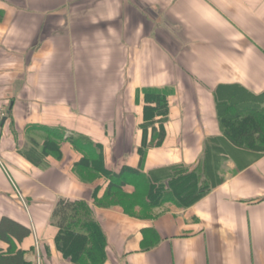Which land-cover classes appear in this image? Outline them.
Returning <instances> with one entry per match:
<instances>
[{
	"label": "crops",
	"instance_id": "0c3cea01",
	"mask_svg": "<svg viewBox=\"0 0 264 264\" xmlns=\"http://www.w3.org/2000/svg\"><path fill=\"white\" fill-rule=\"evenodd\" d=\"M230 86L264 95V0H0V222L31 231L16 242L26 261L72 264L54 219L69 200L92 208L105 264H264V155L252 151L245 166L223 159L224 183L191 207L133 214L98 206L109 180L76 170L79 137L100 145L116 174L200 170L207 147L226 139L218 89ZM147 91L165 95L169 110L161 143L142 157ZM259 112L256 139L264 101ZM42 128L63 136L60 158L44 154Z\"/></svg>",
	"mask_w": 264,
	"mask_h": 264
},
{
	"label": "trees",
	"instance_id": "16d2710c",
	"mask_svg": "<svg viewBox=\"0 0 264 264\" xmlns=\"http://www.w3.org/2000/svg\"><path fill=\"white\" fill-rule=\"evenodd\" d=\"M218 97V111L226 139H219V144L214 150L207 147L202 168L196 172L190 173L184 167H172L153 171L149 175L131 170L116 174L106 169L100 145L83 137L72 139L74 148L84 154V159L76 167L78 174L84 177L83 173L87 172L94 181L105 177L110 182L102 199H98L100 188L97 189L94 194L95 203L100 207L120 206L127 214H133L136 207L151 211L168 203L188 208L224 183L220 175L223 159L230 157L240 166H245L248 154L252 151L259 153V158L262 157L264 140L260 141L259 137L256 139V134L263 132L259 110L264 95L255 97L241 88L230 86L220 87ZM145 101V124L142 127L144 144L140 150L142 157L148 149L155 146L157 138L158 143H161L169 110L167 98L161 93L147 91ZM231 108L236 111V115L228 114ZM247 112L253 114L254 121L253 118L242 117ZM156 117L161 118L156 120ZM157 124L163 132L158 136L154 133L152 141L148 143L149 129L152 128L156 132ZM42 129L48 136L44 144V154L53 153L60 158L58 141H62L63 136L55 130ZM31 156L27 155L28 158ZM163 180L168 181V184L162 183ZM127 186L134 188L133 194L125 191ZM54 219L60 229L56 239L57 248L65 259L72 264L107 262V237L102 227L93 219L89 204L61 200L56 207ZM30 235L28 228L4 218L0 222V242L8 244L10 248L7 251L0 248V264H30L25 259V253L16 247V242L20 243Z\"/></svg>",
	"mask_w": 264,
	"mask_h": 264
},
{
	"label": "rangeland",
	"instance_id": "374dc122",
	"mask_svg": "<svg viewBox=\"0 0 264 264\" xmlns=\"http://www.w3.org/2000/svg\"><path fill=\"white\" fill-rule=\"evenodd\" d=\"M7 110L5 109V112H6ZM4 117H6V113H4ZM262 140H264V133L262 134V137L260 138V141H262Z\"/></svg>",
	"mask_w": 264,
	"mask_h": 264
},
{
	"label": "water",
	"instance_id": "95a60500",
	"mask_svg": "<svg viewBox=\"0 0 264 264\" xmlns=\"http://www.w3.org/2000/svg\"><path fill=\"white\" fill-rule=\"evenodd\" d=\"M4 122H6V118L4 119Z\"/></svg>",
	"mask_w": 264,
	"mask_h": 264
}]
</instances>
